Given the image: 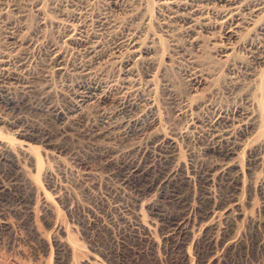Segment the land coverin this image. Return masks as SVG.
Returning a JSON list of instances; mask_svg holds the SVG:
<instances>
[{"label": "rangeland", "instance_id": "obj_1", "mask_svg": "<svg viewBox=\"0 0 264 264\" xmlns=\"http://www.w3.org/2000/svg\"><path fill=\"white\" fill-rule=\"evenodd\" d=\"M263 6L0 0V264H264Z\"/></svg>", "mask_w": 264, "mask_h": 264}, {"label": "bare ground", "instance_id": "obj_2", "mask_svg": "<svg viewBox=\"0 0 264 264\" xmlns=\"http://www.w3.org/2000/svg\"><path fill=\"white\" fill-rule=\"evenodd\" d=\"M33 2V1H32ZM174 2V1H173ZM167 3V4H166ZM172 3L169 1L165 2V5H171ZM174 5V4H172ZM171 5V6H172ZM218 5V4H217ZM263 5V4H262ZM37 6V5H36ZM230 6V5H229ZM170 7V6H169ZM198 7V6H197ZM239 7V6H238ZM259 7V6H258ZM264 7V6H263ZM40 8V7H39ZM260 8V7H259ZM44 9V8H43ZM38 10V9H37ZM235 10L236 8H226L224 11H223V22H230V21H233V17H234V14H237L235 13ZM255 10V9H254ZM177 11V10H175ZM45 12V10H44ZM194 13V12H193ZM183 14V12H182ZM176 15V14H175ZM190 15V14H189ZM181 16V15H180ZM172 17V16H171ZM174 17V16H173ZM187 19V18H186ZM221 21V20H220ZM222 22V23H223ZM234 22V21H233ZM198 23V22H197ZM239 25V24H238ZM199 26V25H198ZM232 27V26H231ZM230 30V29H229ZM76 31V30H75ZM77 33V32H76ZM79 34V33H78ZM188 34V33H187ZM66 35V34H65ZM74 35V34H73ZM82 35V34H81ZM121 38V37H120ZM124 42V47H125V51L128 55H131L133 56V58H136V59H139L140 55L142 54L141 53V48L139 47L138 43L136 41H133V40H130V39H125L124 41H122V43ZM95 43V42H94ZM78 44V43H77ZM98 47V46H97ZM55 49V48H54ZM228 49V48H227ZM231 49V48H230ZM83 50V49H82ZM18 52V51H17ZM85 53V52H84ZM19 54V53H18ZM55 54V53H54ZM100 54V53H98ZM125 55V54H123ZM94 56V55H93ZM228 56V55H227ZM117 57V56H116ZM11 58V57H10ZM17 59V58H16ZM97 59V58H96ZM60 60V59H59ZM93 61V60H92ZM143 62V61H142ZM10 63V62H9ZM22 64V63H21ZM138 64V63H137ZM12 65V64H11ZM55 65V64H54ZM7 62L3 59L0 60V68H2L3 70H6L7 69ZM13 66V65H12ZM131 67V66H130ZM16 70V69H15ZM21 70V69H20ZM56 70V69H55ZM125 70V69H124ZM125 72V71H124ZM130 74H132L130 72ZM129 74V75H130ZM89 75V74H88ZM128 75V76H129ZM137 75V74H135ZM24 76V75H23ZM133 76V75H132ZM131 76V77H132ZM94 77V76H93ZM122 80V79H121ZM81 81V80H80ZM79 82V81H78ZM85 82V81H84ZM118 82V81H117ZM117 82H110L107 84L106 82V85L100 83V82H94V83H91V84H88V85H84V84H78V88H79V95L77 96L78 98V103L74 106H72L73 108L70 110V113H76V112H79V111H83L82 108H84V106H86L87 104L89 103H93L94 101L98 100V99H103V96L105 95L106 91L108 89H110V91H112L111 89L116 86V83ZM120 82V81H119ZM123 83L122 85H124L125 87V92L123 94V106H124V109L125 110H130L132 111V109L134 107H136V103L137 102H133V99L135 97H141V98H144L145 95L143 94L142 90L140 89L139 87V84H138V81L136 79L133 78H130V77H126L122 80ZM121 85V86H122ZM147 86V85H146ZM150 86V85H149ZM153 87V86H152ZM121 88V87H120ZM78 90V89H77ZM117 91V89L115 90ZM145 93V92H144ZM146 94V93H145ZM149 95V94H148ZM117 99V98H116ZM137 99V98H135ZM143 100V99H142ZM144 101L146 102V106H147V111L149 112V115H156V109H155V104L152 100L148 99L145 97ZM77 102V101H76ZM146 112V111H145ZM147 112V113H148ZM181 112V111H180ZM122 113V112H121ZM146 113V114H147ZM56 114V113H55ZM142 114V113H141ZM57 116V119L58 120H63L65 118V115L64 114H61V113H57L56 114ZM145 116V115H144ZM149 117V116H148ZM153 117V116H152ZM161 118V117H160ZM249 118V117H248ZM234 119V118H233ZM241 119V118H240ZM160 121V120H159ZM211 122H209L210 126V131H211V136L216 139V140H223V139H226V141L228 140V144H229V139H231V134H232V129H231V125H229L228 123V120H224L223 117L221 116H217L215 117L214 119L210 120ZM230 122V121H229ZM238 123V121H237ZM243 123V122H242ZM108 124V123H107ZM144 124V123H143ZM244 124V123H243ZM110 125V124H109ZM117 125V124H115ZM192 125V124H191ZM142 121L141 120H136V121H133V122H130L126 125L127 129L126 131H131V130H136V129H139L141 130L142 128ZM118 127V126H117ZM116 126H110L108 127L109 129H113L114 128H117ZM242 127V126H240ZM234 129V128H233ZM157 130V129H156ZM241 130V129H240ZM106 131V130H105ZM112 131V130H111ZM120 132V131H119ZM153 135V134H152ZM239 137V136H238ZM211 140V139H210ZM218 140V142H219ZM232 141V140H231ZM210 142V141H209ZM225 143V141H224ZM227 143V142H226ZM233 143V142H232ZM239 143V142H238ZM231 145V144H230ZM228 147V146H227ZM233 146H231L230 148L228 149H231L232 151L236 150L234 149L233 150ZM231 152V151H230ZM228 153H229V150H228ZM232 153V152H231ZM226 168V167H225ZM138 176V175H137ZM124 182V181H123ZM6 187V186H5ZM142 220V219H141ZM140 220V222H141ZM145 220V219H144ZM141 223H144V222H141ZM149 229V228H148ZM97 264V263H96Z\"/></svg>", "mask_w": 264, "mask_h": 264}]
</instances>
